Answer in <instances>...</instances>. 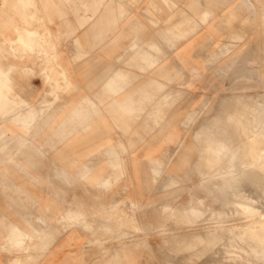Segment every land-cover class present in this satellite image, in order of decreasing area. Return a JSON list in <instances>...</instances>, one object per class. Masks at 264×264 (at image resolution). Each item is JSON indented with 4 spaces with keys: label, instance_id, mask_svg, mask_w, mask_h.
I'll use <instances>...</instances> for the list:
<instances>
[{
    "label": "crops",
    "instance_id": "obj_1",
    "mask_svg": "<svg viewBox=\"0 0 264 264\" xmlns=\"http://www.w3.org/2000/svg\"><path fill=\"white\" fill-rule=\"evenodd\" d=\"M39 26L56 60L55 48L19 54L20 36L40 41ZM3 74L0 264H140L134 242L117 240L116 214L124 190L136 206L151 162L164 163L166 189L194 173L222 202L195 240L221 244L226 260L264 262V241L247 239L264 222V0H13L0 17ZM219 91L225 117L214 116ZM155 137L176 148L150 157ZM163 209L190 223L205 211L200 199Z\"/></svg>",
    "mask_w": 264,
    "mask_h": 264
},
{
    "label": "rangeland",
    "instance_id": "obj_2",
    "mask_svg": "<svg viewBox=\"0 0 264 264\" xmlns=\"http://www.w3.org/2000/svg\"><path fill=\"white\" fill-rule=\"evenodd\" d=\"M11 1L13 2V0H0L3 11L9 7ZM1 10L0 17L3 12H1ZM38 29L40 33L37 36L40 39L38 42L26 41L25 38H21L20 36L17 44L23 45L24 48L19 54L26 56L38 52L41 56H48L51 50L55 48L54 55H56L54 60H56L58 58V43L51 44L41 41V39L45 37L44 34L47 32V28L46 26H39ZM24 31L30 39L31 32L27 30ZM41 32L44 34L42 35ZM14 44L15 43L12 45L14 46ZM56 66V62L50 65L52 69ZM2 78L4 80V74L0 75V83H2ZM2 90L4 91V89ZM255 94V92L244 93L243 98L246 103L254 104L255 100L259 97V95ZM262 95H264V87ZM213 97L216 102V105L214 106V116L222 115L225 117L231 107L229 105H222L223 95L220 91L219 94L215 92ZM232 98L234 99L235 96L231 95L226 99ZM13 102L15 101H12V103ZM0 114H2L1 111ZM29 122L27 123L28 126L31 125ZM169 138L170 137L151 138L150 145L153 147V152L150 157L164 158L168 155L167 152L173 151L176 148V143L168 141ZM2 142H4V139L0 138V144H4ZM188 143H190L189 138ZM9 144H16L15 140H11ZM200 148L201 146L195 147L196 150ZM155 150L160 152H154ZM198 154L199 153H194L195 159L198 157ZM134 156L136 158L142 157L140 154H135ZM164 166V163H150V169L145 171V177L148 179V183L139 186L137 184L134 187L135 195L133 200L137 201L135 207L131 201L121 200L126 198V190H124V195L120 196V200L118 201L116 220L118 221L117 229L119 234L117 240L119 242L127 240L134 242L135 248L133 251L136 252V254L133 255V257H136V261L138 259L137 263L142 264L143 261H145V264H264L263 261L258 260L252 254L243 255L241 259L237 260H226L221 244H215L213 246L209 243V239L203 241L195 240L193 234L199 233L204 236L206 235V226L215 224L214 221H208L206 219L220 211L222 202L216 199L211 192L200 185V179L194 173L191 176V179L180 181L179 190L176 193L170 190L172 188L166 189L164 185L168 179ZM261 167L264 169V166ZM135 172V178L138 179L136 181L139 183V178L141 179L143 177L142 171L136 170ZM258 172L255 174L262 175L261 181L264 190V173ZM219 181L220 180H218V182ZM244 186L247 190H254L249 184H244ZM119 188L121 193L122 189L121 187ZM168 192L171 193L169 194ZM152 199L156 200V202L149 203ZM198 199L201 200L205 211L197 222H188L186 214L177 209H163V204L165 203L177 207L180 204H187L191 200L197 201ZM256 206L264 210V199H260ZM134 217L136 222L133 220ZM85 221L86 219L82 218L80 222L82 225H86ZM255 238H260L264 241V237L257 236ZM211 245L213 248L210 247ZM4 252L6 253L7 251L4 249ZM7 253L9 254V252ZM119 258H121L120 255Z\"/></svg>",
    "mask_w": 264,
    "mask_h": 264
},
{
    "label": "bare ground",
    "instance_id": "obj_3",
    "mask_svg": "<svg viewBox=\"0 0 264 264\" xmlns=\"http://www.w3.org/2000/svg\"><path fill=\"white\" fill-rule=\"evenodd\" d=\"M33 2H34V1H33ZM231 27H232V26H231ZM21 47H22V46H21ZM36 49H37V48H36ZM227 49H228V48H227ZM47 50H48V49H47ZM222 50H223V49H222ZM232 65H233V64H232ZM259 77H260V76H259ZM65 79H66V78H65ZM263 102H264V101H263ZM239 105H240V103H239ZM263 106H264V105H263ZM5 108H6V107H5ZM246 108H248V107H246ZM238 109H239V108H238ZM250 109L252 110V108H250ZM254 110H255V109H254ZM235 111H236V110H235ZM248 111H249V110H248ZM249 112H250V111H249ZM244 113H245V112H244ZM255 113H256V112H255ZM228 114H229V113H228ZM245 114H246V113H245ZM28 115H29V114H28ZM191 117H192V116H191ZM254 117H255V116H254ZM261 118H262V117H261ZM242 119H243V118H242ZM255 119H256V118H255ZM255 119H254V120H255ZM243 120H244V119H243ZM243 120H242V121H243ZM254 120H253V121H254ZM231 121H232V120H231ZM28 122H29V121H28ZM29 123H31V122H29ZM254 123H255V122H254ZM234 124H235V123H234ZM237 124H238V123H237ZM239 124H242V123H239ZM244 124H245V123H244ZM257 125H258V124H257ZM250 126H251V125H250ZM259 132H260V131H259ZM244 134H245V132H244ZM250 134H252V133L250 132L249 135H250ZM254 134H255V133H254ZM254 134H252L251 137L248 136V139H247L246 141L251 140V138H256L257 134H256V136H255ZM253 135H254V137H252ZM263 135H264V134H263ZM260 137H261V136H260ZM257 138H258V137H257ZM257 138H256V139H257ZM256 139H255V140H256ZM258 139H259V138H258ZM259 140H260V139H259ZM259 140H258V141L256 140V141H257L256 143H258ZM263 140H264V139H261V141H263ZM246 141H245V142H246ZM250 142H251V141H250ZM252 142H254V141L252 140ZM252 142H251V143H252ZM254 143H255V142H254ZM259 143H260V142H259ZM219 144H220V143H219ZM252 144H253V143H252ZM220 145H221V144H220ZM229 146H230V145H229ZM249 146H250V145H249ZM249 146H247V147H249ZM253 146H254V145H253ZM255 146H256V145H255ZM259 146H261V145L259 144ZM219 147H220V146H219ZM221 148H223V147H221ZM244 148H246V147L244 146ZM257 148H258V147H257ZM216 149H217V148H216ZM253 149H256V148L253 147ZM253 149H252V151H253ZM217 150H219V149H217ZM247 150H248V149H247ZM221 152H224V150H223V151L221 150ZM221 152H220V153H221ZM238 152H239V151H238ZM240 152H241V151H240ZM244 152H245V151H244ZM247 152H251V151L249 150V151H247ZM253 152H254V151H253ZM253 152H251V154H250V156H249V158H248V161H246V162H248V163L250 164V166H251V164H253V163H254V164H253L252 166L256 165V164H255L256 161H254ZM217 153L219 154V152H217ZM232 153H233V152H232ZM242 153H243V152H242ZM245 153H246V152H245ZM225 154H227V153H225ZM254 154H255V153H254ZM215 155H216V154H215ZM220 155H221V154H220ZM238 155H239V154H238ZM243 155H244V154H243ZM255 155H256V154H255ZM260 155H261V154H260ZM260 155H258V153H257V156H258V157H260ZM216 156H217V155H216ZM221 156H222V155H221ZM223 156H224V155H223ZM257 156H255V157H257ZM225 157H226V156H224V158H225ZM229 157H230V156H229ZM233 157H234V156H233ZM258 157H257V158H258ZM230 158H231V157H230ZM215 159H218V160H217V161H218L217 163H218V166H220V165H219V161H220L219 158L216 157ZM232 159H234V158H232ZM232 159H231V160H232ZM235 159H236V158H235ZM235 159H234V160H235ZM244 159H246V158H244ZM246 160H247V159H246ZM258 160H261V159H257V163H258ZM253 161H254V162H253ZM215 162H216V160H215ZM223 162H224V161H223ZM220 163H221V162H220ZM244 163H245V162H244ZM259 163H260V162H259ZM263 163H264V162H263ZM215 164H216V163H215ZM221 164H222V163H221ZM246 164H247V163H246ZM222 165H223V164H222ZM222 165H221V166H222ZM257 165H259V164H257ZM260 165H261V164H260ZM210 166H211V165H210ZM218 166H217V167H218ZM262 166H264V164H263ZM244 167H245V166H244ZM247 167H248V166H247ZM254 168H255V167H254ZM261 168H262V167H261ZM214 169H216V168L214 167ZM217 169H218V168H217ZM221 169H222V168H221ZM262 170H263V171H262ZM262 170H261V171L264 173V169H262ZM208 171H209V170H208ZM214 171H215V170H214ZM214 171H213V172H214ZM216 171H218V170H216ZM259 171H260V170H259ZM214 173H215V172H214ZM258 173H259V172H258ZM259 183H260V182H259ZM262 184H263V183H262ZM238 189H239V188H238ZM238 189H237V190H238ZM238 191H239V190H238ZM235 194H236V193H235ZM235 194H234V195H235ZM236 196H237V195H236ZM237 197H238V196H237ZM245 209H246V208H245ZM194 212H195V211H194ZM194 212H192V213H194ZM245 213H246V212H245ZM250 213H251V211H250ZM252 213H253V212H252ZM192 215H195V214H192ZM261 217H262V216H261ZM263 221H264V220H263ZM256 223H257V222H256ZM258 223H259V221H258ZM258 223H257V224H258ZM262 223H263V224L259 223L260 226H262L261 229L256 228V227H259V226H257L256 224H254V225H256V226H255V227H252L253 229L255 228V230L252 231V229H251V232H252L251 236H250V235L248 234V232H247V234H248V237H247L248 240H249L250 237H254V238L257 237V236L264 237V222H262ZM250 224H251V223H250ZM247 225H248V224H247ZM238 227H239V226H238ZM247 227H249V226H247ZM235 228H236V227H235ZM241 228H243V227H241ZM245 228H246V227H245ZM232 229H233V228H232ZM239 229H240V228H239ZM237 230H238V229H237ZM229 231H230V230H229ZM238 231H239V230H238ZM232 232H233V231H232ZM236 234H237V233H236ZM236 238H237V237H236ZM229 239H230V238H229ZM259 239H260V238H259ZM235 240H236V239H235ZM254 240H255V239H254ZM250 241H251V240H250ZM259 243H260V242H259Z\"/></svg>",
    "mask_w": 264,
    "mask_h": 264
}]
</instances>
